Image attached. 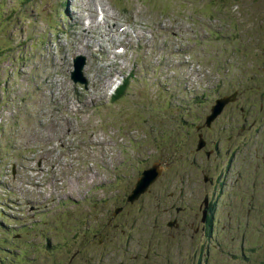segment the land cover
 Returning <instances> with one entry per match:
<instances>
[{
    "label": "rangeland",
    "instance_id": "obj_1",
    "mask_svg": "<svg viewBox=\"0 0 264 264\" xmlns=\"http://www.w3.org/2000/svg\"><path fill=\"white\" fill-rule=\"evenodd\" d=\"M105 2L127 33L109 22L66 33L95 7L106 13ZM132 35L138 41L116 56L134 76L123 97H105V53L88 61V91L70 82L78 43L89 53L98 36L116 46ZM3 47L12 51L0 58V219L22 235V264L65 238L68 249L46 263L68 264L75 221L81 256L96 264L104 251L121 264H178L206 214L202 264L264 261V0H0ZM70 99L86 106L71 114ZM244 155L250 171L236 172ZM143 169L155 180L124 204ZM88 229H103L107 245L86 247Z\"/></svg>",
    "mask_w": 264,
    "mask_h": 264
},
{
    "label": "trees",
    "instance_id": "obj_2",
    "mask_svg": "<svg viewBox=\"0 0 264 264\" xmlns=\"http://www.w3.org/2000/svg\"><path fill=\"white\" fill-rule=\"evenodd\" d=\"M6 21L10 22L9 15L6 17ZM11 25H13V24H10V26ZM18 34L20 36L19 31H18ZM7 48L8 47L0 48V58L6 52ZM8 49L11 50L10 48H8ZM0 75H1V71H0ZM130 78L131 77L126 78L125 81L115 90L114 94L111 96L112 101L115 102L116 100L123 97V95L125 94V91L128 87ZM263 124H264V121H263ZM255 198H256L255 196H250V198L247 200V201H249V203H251V207H252V204H253V201ZM243 199H244V197L242 196L241 200H243ZM113 208L114 209L111 211V214H114L115 210L118 207H113ZM76 224H77V222L75 221L74 225H69L68 230H67V235L70 234L73 229L75 230V236L71 237L72 248H71V251L69 253L68 259L73 260L74 258H80L81 257L83 264H88L89 260L87 258L81 256L80 248L76 245V240H77V236H78V226ZM210 227H211V216L209 217V215L206 214L205 219H204V223H202L201 229L199 230V231H201L200 237H199L195 247L191 251L190 257L188 258V260L187 259H185L183 261L179 260L178 264H202L203 257H202V254L197 251V247H198V244L201 245V238H202L203 232L208 233V234L211 232ZM89 230L90 229L84 230L83 234L87 233ZM103 231L104 230L101 229V232H103ZM45 235L47 236L48 234L45 233ZM194 235H195V233H193V235H191L190 237L192 238ZM21 238H22V235H19V232L16 230V225L11 226L8 224H4L2 222V220L0 219V264H22V259L27 256V251H26L27 249L21 248L19 246V242H20ZM65 239H66L65 242H61L59 244H56L53 247L43 246V249L46 253L39 255L38 259H35L34 261H32L29 264H47L46 261H48L51 257H54L57 254H59L61 251L68 249V247H69L68 240L69 239L68 238H65ZM91 244H92L91 240L88 239V241L86 242V247H89ZM68 264H78V263H75L73 261L72 262L69 261ZM93 264H96V263H93ZM167 264H176V263H174V262L172 263L171 257H169ZM261 264H264V261H262Z\"/></svg>",
    "mask_w": 264,
    "mask_h": 264
},
{
    "label": "flooded vegetation",
    "instance_id": "obj_3",
    "mask_svg": "<svg viewBox=\"0 0 264 264\" xmlns=\"http://www.w3.org/2000/svg\"><path fill=\"white\" fill-rule=\"evenodd\" d=\"M144 194V193H143ZM143 194H141L140 196H142ZM126 202H129V203H133V202H136L135 200L134 201H132V202H130V201H128L127 200V197H126V199H124V204L126 203ZM121 210V206L119 207V209L114 213V214H112V216H115L119 211ZM123 230H124V228H123ZM89 233L90 232H87V233H85V236H87V241H88V239H90L91 241H93V242H96L97 243V248L99 249L101 246H106L107 245V243H108V239L107 238H105V237H102V233H101V230H97L95 233H92L91 235H89ZM123 234H124V231L122 232V231H119V233H118V236H117V238H118V240L120 241V242H122L124 239H125V237L123 236ZM116 255H117V252H112V251H104L102 254H101V260H103V264H121V263H119V262H117V260H116ZM137 257V256H136ZM135 257V258H136ZM145 257H147V256H145ZM78 258H74L73 260H71V259H68V262L70 261V262H75V263H78ZM94 262H92V261H88V264H93Z\"/></svg>",
    "mask_w": 264,
    "mask_h": 264
},
{
    "label": "water",
    "instance_id": "obj_4",
    "mask_svg": "<svg viewBox=\"0 0 264 264\" xmlns=\"http://www.w3.org/2000/svg\"><path fill=\"white\" fill-rule=\"evenodd\" d=\"M74 82L80 81L79 77L73 78ZM234 96H232L231 99H233ZM217 102V100H216ZM216 104V103H215ZM217 115V112L213 113L211 118L213 119ZM209 117V116H208ZM150 172V169H143L141 172V175L136 179V182L134 186L131 189V192L127 196V200L132 202L139 198L141 194L148 188V186L155 180L156 174L152 175L150 178H148V174ZM118 209L115 210V212Z\"/></svg>",
    "mask_w": 264,
    "mask_h": 264
}]
</instances>
